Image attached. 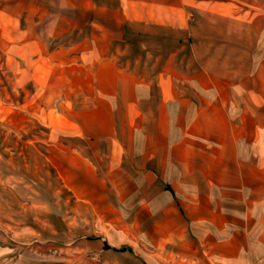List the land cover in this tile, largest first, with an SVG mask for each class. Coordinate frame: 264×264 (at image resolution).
Masks as SVG:
<instances>
[{"label":"crops","instance_id":"1","mask_svg":"<svg viewBox=\"0 0 264 264\" xmlns=\"http://www.w3.org/2000/svg\"><path fill=\"white\" fill-rule=\"evenodd\" d=\"M216 1L47 0L49 31L32 39L49 42L80 135L119 171V233L193 255L203 245L199 264H243L250 234L264 233V58L251 75L218 80L209 68L186 75L169 52L170 33L183 41ZM113 243L101 236L93 249L134 252Z\"/></svg>","mask_w":264,"mask_h":264},{"label":"rangeland","instance_id":"2","mask_svg":"<svg viewBox=\"0 0 264 264\" xmlns=\"http://www.w3.org/2000/svg\"><path fill=\"white\" fill-rule=\"evenodd\" d=\"M216 3L183 41L170 33L174 63L186 75L209 68L218 80L251 75L264 58V0ZM51 11L47 0H0V264H199L193 260L208 257L203 245L193 255L147 238L134 244L132 233H119V171L106 167L101 143L80 135L64 102L67 90L49 67V42L32 39L48 33ZM145 45L160 52L155 40ZM82 155L94 164L84 166ZM257 228L243 264H264V233ZM101 236L119 247L131 246L132 238L134 252L95 251Z\"/></svg>","mask_w":264,"mask_h":264}]
</instances>
